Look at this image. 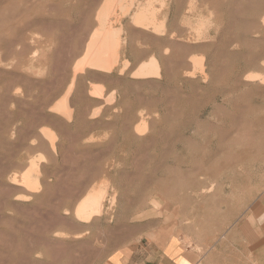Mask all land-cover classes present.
<instances>
[{
	"label": "rangeland",
	"instance_id": "1",
	"mask_svg": "<svg viewBox=\"0 0 264 264\" xmlns=\"http://www.w3.org/2000/svg\"><path fill=\"white\" fill-rule=\"evenodd\" d=\"M12 1L0 0V264H106L161 231L239 248L264 200V0H126L121 62L77 72L73 118L55 106L107 0ZM139 5L161 20L135 26ZM151 56L161 77L133 76ZM32 160L37 192L21 180ZM103 184L100 215L77 218Z\"/></svg>",
	"mask_w": 264,
	"mask_h": 264
},
{
	"label": "bare ground",
	"instance_id": "2",
	"mask_svg": "<svg viewBox=\"0 0 264 264\" xmlns=\"http://www.w3.org/2000/svg\"><path fill=\"white\" fill-rule=\"evenodd\" d=\"M133 1L134 0H131L130 1L131 4L130 3L129 4L132 5V3H134ZM125 2H126V0H107L106 5L104 4V7L105 6L106 7L100 13V15H99L100 17L98 16L99 20L101 19L100 20L101 21V26L94 32V34L92 33L93 34L92 38L89 39L91 41L87 45V48H86V51H85V54H84L83 58L82 59L80 58L81 60H79L78 62H76L73 65L74 73H73L72 79H71V81H70V83H69L64 95L56 103V106H55L57 110L61 111L68 118H73V114L75 113L74 109H73L74 107H73V100H72V97H71V93H72V90H73V87H74V84H75V81H76L77 72L80 71V70H84L85 66H87V65L89 67H95V68H98V69H101V70H104V71H112L121 62V57H120L121 56V44L123 42L122 39H121V37H122L121 30L122 29L120 27L117 28L115 26V24H116L115 21L116 22L120 21L121 15H123L124 13L125 14L127 13L130 5H128L127 3L125 5ZM141 4H142V2H141ZM161 5H163L162 2H161ZM7 6H9V5H7ZM117 6H119L121 8V10L123 11L122 14H117L116 13V7ZM150 6H152V5H150ZM150 6L147 5L145 7H141V5H139L140 9L138 10V12L135 11L137 13L133 17H131L132 20H133V24L135 26L148 28L150 25H156L157 21L161 20L162 17H160V19H158V14H157V11H156L157 8L152 9ZM100 9H102V8H100ZM159 9H161V7ZM159 9H158V11H159ZM162 9H165V8L163 7ZM113 15H116V17H115L116 19H114V20L111 19V17ZM160 23H162V22H160ZM160 23H159V25H160ZM120 26H122V25H120ZM8 47H10V46H8ZM19 47H18V49H19ZM21 49L22 48H20V50ZM20 50H17V51H20ZM33 50H35V49H33ZM38 50H40V49H38ZM17 51H15V53ZM25 51H27V49ZM25 51H22V52H25ZM34 53H31V54H34ZM45 53L47 54L46 51H45ZM22 55H23V53H22ZM43 55H44V52H43V54L41 56H43ZM36 56L37 55H35V57ZM33 59H35V58H33ZM32 61H34V60H32ZM198 61H200V60H198ZM201 65H202V63H201ZM161 67L162 66H161V63L158 60V58H156L155 56H151L147 61H145V62L142 61V63L133 72V76H138V77L157 76L158 77L161 74ZM256 76L257 75H247L248 78H253V77H256ZM97 85H96V87L94 89L95 90L94 93H96V95H100L102 93L101 92L102 85H101V87L99 85L98 86ZM112 94L113 95L110 94L111 96L109 95L111 98L114 97V93L113 92H112ZM106 99L107 98H105V100ZM112 100H113V98H112ZM81 119L79 118V120H81ZM143 127L146 128V125H144ZM43 130H44L45 134L49 137L52 148H55L56 145H57L56 137L58 138V135L56 136L55 131L51 130L50 128H43ZM41 173H42V170H41L40 164L38 162H36L35 160H32L30 162V164H29L28 169L21 176L22 177V179H21L22 182L26 185V187L31 192H37L42 187L43 181H42ZM106 187L107 186L105 184H103L102 186H100L98 188H94L93 190L89 189V192L85 195L84 198H82L79 201V203L77 204V206L75 208V212H76L77 218H80L81 220H84V221H89L94 215H100V213L103 210L104 197H105V194L107 193Z\"/></svg>",
	"mask_w": 264,
	"mask_h": 264
},
{
	"label": "crops",
	"instance_id": "3",
	"mask_svg": "<svg viewBox=\"0 0 264 264\" xmlns=\"http://www.w3.org/2000/svg\"><path fill=\"white\" fill-rule=\"evenodd\" d=\"M255 212L253 221L239 228V248L228 239L224 248L202 252L197 243L186 245L184 233L161 231L114 252L106 264H264V200Z\"/></svg>",
	"mask_w": 264,
	"mask_h": 264
}]
</instances>
